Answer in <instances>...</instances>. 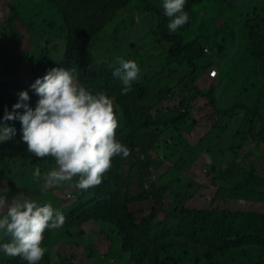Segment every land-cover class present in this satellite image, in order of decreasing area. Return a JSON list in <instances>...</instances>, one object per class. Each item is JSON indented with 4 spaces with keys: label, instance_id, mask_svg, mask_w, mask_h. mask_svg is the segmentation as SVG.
<instances>
[{
    "label": "rangeland",
    "instance_id": "1",
    "mask_svg": "<svg viewBox=\"0 0 264 264\" xmlns=\"http://www.w3.org/2000/svg\"><path fill=\"white\" fill-rule=\"evenodd\" d=\"M59 1L66 2L68 9H74L81 18L103 26L86 43L99 61L116 65L119 64L118 58L134 60L140 68L137 80L151 94L152 100L147 101L154 104L163 96L166 102L160 105L162 109L178 107L186 118L183 124L179 120L174 121L172 132L162 135L159 155L150 154L155 158L150 168L151 180L171 186L173 190L164 197L162 213L177 216L186 207L264 214V122L252 124L253 134L250 136L243 121L247 109L236 107L232 111L226 110L239 101H245L248 93L253 102L257 92L264 89V60L256 62L246 51L249 32L245 25L246 21L254 23L250 19L254 16L252 9L255 5L256 13L263 12L264 0H231L235 6L230 8L225 1L222 11L195 9L189 28L176 31L183 33L185 42L202 34L203 47L209 49H204L203 62L208 65L206 71L199 72L196 85L208 95H195V88L188 83L178 85L179 80L185 77L183 71L186 66L178 58L180 55L169 57V43L157 34V22L161 16L157 11L163 12L162 7L136 9L129 3L130 11L125 12L122 8L119 11L109 9L106 3L92 0H0V78L6 75L3 73L7 69L15 83V102L17 93L25 89L21 77L31 73L30 56L36 58L47 52L55 59L61 58L67 29L61 20ZM148 1L154 3V0ZM259 2L260 6H257ZM215 3L222 4L220 0H215ZM106 11H109L108 17ZM261 25L263 28L264 23ZM257 33L259 38L263 29ZM3 51H6L7 60H3ZM209 66V69H220V77L211 79L207 71ZM211 85L214 96L208 92ZM187 89L190 90L188 93ZM30 96L31 104L35 106L37 97L32 92ZM215 99L222 107L220 111L228 113L221 123L219 108L216 103L213 105ZM15 102L0 92V117L5 106L11 110ZM9 123L16 128V121ZM119 129L118 124L117 138ZM121 132L126 134L128 131L123 128ZM171 133L175 136L170 137ZM37 167L31 160L25 161L20 157L0 158V186L6 184L11 189L7 194L9 198L18 195L23 199H34V194L40 192L45 202H51L65 215L76 203L74 192L78 198L86 196L85 190L75 188L71 182L44 188L42 179L28 187L30 197L18 194L15 190L23 187L22 178L26 186L38 179L33 177ZM40 170L41 173L48 171ZM10 181L15 183L14 188L8 185ZM154 206L155 202L149 200L133 204L132 209L140 216L142 211L150 212ZM69 221L70 218H65V222ZM97 226L86 222L81 226L82 233L71 232L68 235L62 230L50 240L44 238L42 246L47 250L39 264H117L119 258V264H123L120 256L124 236L110 225L103 224L98 226L99 229ZM47 232L46 229L44 237ZM205 252H208L205 247H199L197 252L192 248L188 251L171 250L147 264H227L230 256H236L240 264L260 262L252 254H244V249L224 258L217 253L205 256ZM2 258L6 260L4 255Z\"/></svg>",
    "mask_w": 264,
    "mask_h": 264
},
{
    "label": "trees",
    "instance_id": "2",
    "mask_svg": "<svg viewBox=\"0 0 264 264\" xmlns=\"http://www.w3.org/2000/svg\"><path fill=\"white\" fill-rule=\"evenodd\" d=\"M92 1H102L106 3V8L117 9L118 11L122 8L125 12L130 11L131 6L128 5L129 3L136 9L161 8V3H158V0H154V3H150L148 0ZM220 1L222 2L221 5L216 4L215 0H187L184 10L188 12L189 20L178 29L183 31L189 28L195 9L222 11L224 9L223 2L225 1H227V7L235 6L231 3V0ZM58 5L61 20L67 29L61 58L55 59L47 52H43L41 56L36 58L30 56L31 73L28 76L21 77L22 86L25 83L29 86L51 67L74 69L77 81L83 87L94 93L103 91L112 99L120 126L118 138L129 147L130 155L126 158L122 156L113 157L112 165L103 174L102 182L85 190L86 196L78 198V195L74 192L76 203L64 215L65 218H70V221L64 222L60 229L48 230L44 238L50 240L60 234L62 230L68 235L71 232L82 233L81 226L86 222H92L99 227L103 224L110 225L124 236L120 256L123 264H147V262L156 261L161 254L167 251H188L192 248L197 252L199 247L208 249V252L204 253L205 256H209L210 253H217L223 258L237 250L244 249L246 251L244 254H252L260 259V262H257L258 264H264V214H239L217 209L196 210L186 207L177 216L162 213L161 209H164L165 204L163 202L164 197L173 190L171 186H163L151 180L152 171L150 168L155 158L150 154L159 155L162 148V135L172 132V127L175 126L174 121L179 120L178 122L183 124L186 118L183 117L184 115L178 107L172 110L162 109L160 105L166 102L163 100V96L159 97V100L154 104H150L147 99L152 100L150 98L151 94L138 80L133 83L130 92L121 95L122 85L118 77L113 75L120 65H109L105 61H99L98 57L86 46V43L97 32L101 31L103 26L81 18L74 9H68L69 5L66 2L59 1ZM257 6H260V2ZM255 7L252 9L254 16L250 19L254 23L245 22L249 32L246 51L250 52L256 62H263L264 27L262 28L261 24L264 23V10L261 14L256 13ZM106 13L108 17L109 11H106ZM157 14H161L157 22V34L161 40L169 43L167 49L169 57L173 58L180 55L178 58L181 61L183 60L186 66L183 71L185 77L179 80L178 85L188 83L195 88V95L203 93L208 95L204 89L196 85L199 72L206 71V65H208L203 62V57L206 54L204 49L207 47H203L202 34L189 42H185L183 33L169 32L167 25L170 18L161 11H157ZM132 15L133 13L130 16ZM208 16L204 19L206 20ZM262 29L263 33L257 38V32ZM205 37L208 36L205 35ZM2 56L3 60H7L6 51L2 52ZM11 58L12 56H10ZM209 68L210 66L207 67V71L211 79L220 77V69L216 67L218 76L212 77ZM3 74L6 75L0 78V92L10 101L15 100L13 91L15 83L7 69ZM189 91V89L186 90L187 93ZM208 92L214 96L213 85H211ZM197 97L199 96L195 98ZM215 103L219 108L218 112L221 117L219 123H221L228 113L220 111L222 107L218 105L216 99L213 105ZM263 104L264 89H261L257 92L253 102H251L250 93H248L245 101H239L226 110L232 111L236 107L247 109L243 121L246 124L247 135L251 136L253 134L251 125L260 121L261 123L264 122ZM16 123L14 137L0 144V158L6 160L20 157L25 161L31 160L33 164L43 170H49L55 166L52 157H36L27 151V145L21 140L20 122L16 121ZM123 128L127 129L126 134L121 132ZM171 136H175V134L171 133ZM23 179V187L16 188L15 191L18 194L30 197L27 193L28 187L40 180H33L26 186ZM8 185L15 187L13 181H10ZM33 197L40 202L46 200L40 192L34 194ZM149 200H153L155 206L151 208L150 212L142 211L141 215L138 216L132 209L133 204ZM161 214H163V217H161ZM2 256L0 254V264H27L19 257L5 256L6 261ZM230 259V261H226L227 264H240V262H237L236 256H230ZM119 261L120 258L117 264H119Z\"/></svg>",
    "mask_w": 264,
    "mask_h": 264
},
{
    "label": "clouds",
    "instance_id": "3",
    "mask_svg": "<svg viewBox=\"0 0 264 264\" xmlns=\"http://www.w3.org/2000/svg\"><path fill=\"white\" fill-rule=\"evenodd\" d=\"M186 3L161 0L164 15L170 18V33L188 22ZM118 61L120 66L113 75L118 77L124 95L132 90L140 68L132 60ZM23 87L11 110L5 106L0 117V143L16 133L9 121H19L27 151L55 161V166L44 173L39 167L33 171V177L42 179L44 188L71 182L77 189L88 190L102 182L113 157L130 155L129 147L116 136L118 118L112 99L103 91L94 93L79 85L74 69L51 67ZM29 90L37 97L35 106ZM10 191L6 184L0 186V254L39 264L47 250L42 246L45 230L60 229L65 217L51 202L40 203L18 195L9 198Z\"/></svg>",
    "mask_w": 264,
    "mask_h": 264
},
{
    "label": "built area",
    "instance_id": "4",
    "mask_svg": "<svg viewBox=\"0 0 264 264\" xmlns=\"http://www.w3.org/2000/svg\"><path fill=\"white\" fill-rule=\"evenodd\" d=\"M205 51H208V49L206 48ZM210 76H212V77L218 76V69L215 67H212L210 69Z\"/></svg>",
    "mask_w": 264,
    "mask_h": 264
}]
</instances>
